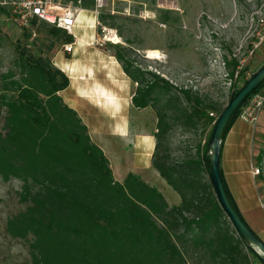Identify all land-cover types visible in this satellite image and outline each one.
<instances>
[{"label": "trees", "instance_id": "trees-1", "mask_svg": "<svg viewBox=\"0 0 264 264\" xmlns=\"http://www.w3.org/2000/svg\"><path fill=\"white\" fill-rule=\"evenodd\" d=\"M62 2H79L80 8L91 10L95 0ZM0 11L7 13L5 8ZM114 21V16H99V22L111 28ZM33 25L47 36L49 46L43 53L30 51L25 41L31 35L23 31V43H15L18 78L3 86L13 92L0 96L6 108L0 176L21 182L18 198L25 205L7 219L6 231L28 239L30 264H252L256 256L222 210L208 177L207 145L213 126L203 144L199 139L213 120L208 112L218 116L226 103L139 69L131 60L130 47L107 48L136 83L131 104L156 113L152 165L181 198L178 205L169 206L156 188L133 173L122 182L114 179L87 126L58 94L69 78L49 54L56 45L72 44L73 37L46 23ZM225 61L232 80L229 101L241 87L237 81L244 69L237 70L235 58ZM235 71L238 78H233ZM10 76L12 72L5 77ZM238 114L239 110L227 130ZM174 129L197 138L178 156L173 155ZM262 154L264 150L258 160Z\"/></svg>", "mask_w": 264, "mask_h": 264}, {"label": "rangeland", "instance_id": "rangeland-1", "mask_svg": "<svg viewBox=\"0 0 264 264\" xmlns=\"http://www.w3.org/2000/svg\"><path fill=\"white\" fill-rule=\"evenodd\" d=\"M92 10L93 8L90 12ZM102 14L114 16L112 28L99 22V16ZM100 15L96 19L99 24H96L94 29L88 27V22L82 15L79 16L73 31L74 41L88 39L95 33L94 45L100 48H109V45L114 44L130 47L131 60L139 69L158 74L177 87L209 93L220 102L227 103L232 80L228 77L225 58L233 59V54L241 43L247 46L245 42L250 24H253L256 17L264 15V0H107ZM4 18L5 14L0 11V96L4 92L7 95L13 92L9 85L6 91L3 86L18 78L15 43L17 40L22 43L24 41L23 32L10 25ZM110 30L119 37L120 43H112L106 39ZM49 41L44 33L37 31L32 40L25 41V45L34 53L38 50L43 53L47 50ZM149 50L156 51L159 58L149 57ZM244 50L245 47L240 50L236 60L244 57ZM56 52H62L63 59L68 58L63 49L56 45L49 54L51 59ZM109 52L112 53V49ZM55 62H58V59ZM263 62L264 45L256 52L253 61L247 64V69L255 72ZM9 72H12V76L5 77ZM238 85L241 86L242 83ZM135 87L136 83L133 89ZM120 90L125 91L124 88ZM130 90L131 87L128 94ZM64 94L60 96L62 99ZM128 108L127 106L122 111V105H119L118 110L125 112L130 120L136 121L144 129L152 127L155 119L152 108L146 107L139 111L133 107ZM5 111L6 108L1 106L0 97L2 133ZM94 117L97 118V115L94 114ZM102 119L107 123V118ZM213 120L210 126H213ZM107 124L105 130L99 132L98 138L114 166L115 180L123 181L129 167L139 177V174L146 171L140 165L134 166L132 148L121 150V144L109 135L110 126ZM256 124L262 125L264 132V105ZM209 132L205 135L203 143ZM179 136L180 130L174 129V139ZM260 150H264V145ZM255 163L260 169L257 174L259 191L264 197V154L260 160L256 157ZM20 185L21 182L16 178L3 180L0 176V264H30L28 239L13 237L6 231L7 219L25 207L18 198Z\"/></svg>", "mask_w": 264, "mask_h": 264}, {"label": "crops", "instance_id": "crops-1", "mask_svg": "<svg viewBox=\"0 0 264 264\" xmlns=\"http://www.w3.org/2000/svg\"><path fill=\"white\" fill-rule=\"evenodd\" d=\"M118 1L128 2V0ZM81 15L87 20L88 27L94 29L96 18L90 10L81 8L78 17ZM94 36L95 33H92L88 39H75L73 51L67 59L61 57L62 52H56L51 59L53 65L69 78L68 86L58 94L61 96L65 93L63 102L76 110L85 123L91 140L102 149L107 157L112 173L114 166L98 138L99 132L105 130L107 123L108 127L110 126L109 135L121 144L120 149L132 148L134 166L140 165L146 171L139 174V178L156 188L168 205H178L181 201L180 195L152 165L156 143L154 135L157 123L156 113L152 108L155 114L153 125L149 129H144L136 121L130 120L125 112H119V105H122V111L127 106L128 109L133 107L138 111L143 108L138 109L131 104L135 83L124 73L120 63L107 48L94 45ZM56 59L58 62H55ZM121 88L125 91L122 92ZM102 118H107V123ZM211 128L208 125L202 130L199 136L201 144ZM172 140L173 155L178 156L182 154L184 148L193 147L197 138L192 133L185 132L176 140L174 137ZM263 145V126L258 124L253 126L237 117L225 133L220 148L219 166L236 208L248 226L264 243V207L261 206L264 197L259 191V176L253 173V168L256 167V154L263 148ZM113 154H115L114 151ZM129 168L126 171L127 174L133 173ZM252 263L261 264L257 257L252 259Z\"/></svg>", "mask_w": 264, "mask_h": 264}, {"label": "built area", "instance_id": "built-area-1", "mask_svg": "<svg viewBox=\"0 0 264 264\" xmlns=\"http://www.w3.org/2000/svg\"><path fill=\"white\" fill-rule=\"evenodd\" d=\"M107 0H95L92 14L97 17L102 13V10L106 6ZM0 7L7 10L5 14V21L13 27L30 33V40L36 36V31L33 25V21L36 23H46L50 26L65 31L67 34L74 36V29L77 26V17L81 8L79 2L76 5L71 3L63 4L62 0H0ZM96 24H99L96 20ZM247 46H243L242 43L239 48L233 54V58H237L239 52L243 47L244 57L238 59L237 70L244 69L242 74L235 71L233 78H238L237 84H244V81L251 77L252 73L247 69V64L253 61V58L257 51L264 45V15L256 17L253 24H250L248 30V36L246 38ZM63 51L66 54H71L73 51V43L63 46ZM247 69V70H246ZM239 81H241L239 83ZM241 85V86H242ZM264 105V85L255 93H252L250 97L239 108L238 118L256 125L260 117L261 110ZM212 117H215L213 124L217 119V115L213 112H208ZM260 172L258 167L253 168V173L257 175ZM261 206L264 207V199L261 202ZM253 264V263H252Z\"/></svg>", "mask_w": 264, "mask_h": 264}, {"label": "water", "instance_id": "water-1", "mask_svg": "<svg viewBox=\"0 0 264 264\" xmlns=\"http://www.w3.org/2000/svg\"><path fill=\"white\" fill-rule=\"evenodd\" d=\"M262 82H264V62L229 99L224 108L218 114L211 130L207 152L209 154L208 177L222 210L244 245L252 251L261 264H264V243L248 226L238 209L231 201L225 189L219 166L221 143L230 121L241 105Z\"/></svg>", "mask_w": 264, "mask_h": 264}, {"label": "bare ground", "instance_id": "bare-ground-1", "mask_svg": "<svg viewBox=\"0 0 264 264\" xmlns=\"http://www.w3.org/2000/svg\"><path fill=\"white\" fill-rule=\"evenodd\" d=\"M106 39L112 43H120L119 37L112 30L107 32ZM147 53L149 57L159 58V55L156 51L149 50Z\"/></svg>", "mask_w": 264, "mask_h": 264}]
</instances>
